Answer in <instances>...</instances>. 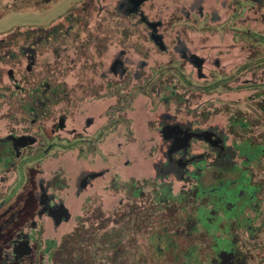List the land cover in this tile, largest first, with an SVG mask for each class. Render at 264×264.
<instances>
[{
    "label": "flooded vegetation",
    "instance_id": "af4514ba",
    "mask_svg": "<svg viewBox=\"0 0 264 264\" xmlns=\"http://www.w3.org/2000/svg\"><path fill=\"white\" fill-rule=\"evenodd\" d=\"M85 1L75 4L70 13L76 12L82 4L83 11L94 6L92 0ZM252 1L260 5L264 3L263 0ZM151 2L152 0H121L118 9L125 12L126 17L122 25L124 28L117 26L113 36H108L103 26L98 25L95 31L99 37L92 35L90 38L87 36L88 39L83 38L85 26L91 30L90 22L88 19L81 22V18L77 19L76 16L71 20L70 17L74 14L63 16L47 27L41 26L45 28L44 33L32 35L30 42L25 41L26 31L20 27L0 34V41L7 43L13 31L19 28L21 33L19 38L13 40L12 49L16 57L2 55L0 58V120H6L9 116L3 112L6 101L17 104L19 99L17 107L22 114L13 119L16 121L26 117L24 122H28L36 132L34 136L0 135V148L9 147V155L12 156L9 162H6V156L0 159V170L5 173L19 171L23 178L29 164L46 161L42 164L43 170L36 171L37 176L41 175L43 180L49 182L45 186L40 185L39 216L50 218L57 226L70 222V210L62 202V197L71 187L68 173L63 168L47 173V164L72 158L76 163L87 161L96 165V160L101 156L108 161L111 150V147L106 149L108 139L121 126L127 128L126 143L136 141L132 115L137 103L141 101L152 116L147 120V137L148 154L153 160V176L121 180L117 175L106 188L107 195L115 198L113 208H104V196L99 193L86 198L80 215L63 238L74 232L81 221L87 219H110L106 230H118L114 228L113 222L126 212L132 224L128 237L129 252L126 255L129 257V264H150L151 256L156 255L157 250L160 251L157 260L163 264L169 257L166 256L165 248H180L179 242H164L166 230L169 228L170 233L174 234V223L180 217L178 214H183V206L190 205L195 208L200 203L205 208L202 211L203 218L211 225L216 223L217 227L212 226L213 229L218 228L224 233V237L231 239L234 244L219 264H244L240 256L248 249L247 245L254 244L255 240L259 243L263 241L261 233H264V150L261 149L264 148V119L261 117L264 104L261 106V116H257L259 124L257 118L253 121L244 118L241 110L232 112L226 133L213 125L202 128L203 125L199 121L201 116L192 117L199 122L195 126L197 122L194 120L181 122L180 115L165 114L167 109L183 114L188 107L189 104L184 102L182 93L186 88L181 84L187 85L191 91H197L202 96L208 94L203 92L204 88L195 87L177 63L165 68L154 67L148 72L147 60L151 54H141L140 43L146 46L151 42L159 49L160 54H167L170 47L166 40L174 37L177 53L182 56L183 61H187L197 70H202L205 59L190 53L189 48L182 44L180 34L167 38L160 32L172 18L152 17L151 13L147 12ZM177 20L182 21V18ZM174 23H171V29ZM36 28L33 27L32 30L36 31ZM92 32L94 31L91 30ZM116 35L119 40L113 41L112 38ZM261 39L264 40V37ZM3 51L7 52L6 47ZM132 57L141 61L137 70L131 69L128 64L127 59ZM108 59L110 63L106 65L105 61ZM220 66L217 61L216 67ZM6 75L14 84L6 82ZM18 92L22 95L24 92L25 97H17L15 93ZM99 100L107 101V108L96 118L86 115L81 121L78 117L80 103H94ZM158 103L160 105L157 106ZM56 117L60 118L58 129H71V136H63L62 140L58 141L59 138H55L57 136L48 134L49 140H45V125L53 122ZM97 119L101 123L92 131ZM18 123L22 127L20 124L23 121L19 120ZM154 147L163 160L155 159L157 153L154 152ZM29 148L34 149L32 151L35 154L24 158V153H27ZM196 148L201 151L196 152ZM51 155L54 157H50ZM122 163L133 165L134 161L123 160ZM87 168L82 170L78 177L77 187L80 193L93 186V181L105 173L116 172L107 165ZM254 171H258L257 177L254 176ZM243 176L248 180L247 183L243 182ZM171 177L183 184L176 194L166 184ZM23 179L19 185L23 184ZM248 186L254 189L252 193L248 192L251 190ZM17 189L9 199L16 195ZM22 196L20 195L19 202L25 201V195ZM192 202L194 205L190 204ZM2 205L4 206L1 204L0 208ZM62 209L66 211L68 218L64 216L57 223L56 217ZM135 214L144 216L134 219ZM151 215L152 222L150 219L147 221L145 216L151 218ZM194 216H197L196 213ZM28 235L15 241L14 253L20 242L32 244L33 238ZM247 236H253L254 241L247 243ZM116 250L117 248L111 251L110 256L108 252L102 256L117 264L119 261L114 259ZM33 252L34 250L30 255Z\"/></svg>",
    "mask_w": 264,
    "mask_h": 264
},
{
    "label": "rangeland",
    "instance_id": "374dc122",
    "mask_svg": "<svg viewBox=\"0 0 264 264\" xmlns=\"http://www.w3.org/2000/svg\"><path fill=\"white\" fill-rule=\"evenodd\" d=\"M82 1L1 0L0 34L10 32L17 27L23 28L26 32L29 27H47L57 19L66 15L69 17L72 14L74 15L70 17L71 20L76 16L77 19L81 18V22L87 19L90 22L89 26L94 32L91 33V30L85 26V31L82 32V37L85 39L87 36L88 38L92 35L100 36L95 31L98 25L103 26L108 36L116 34L115 29L117 26L124 28L122 25L123 19L126 17L125 12L118 9L121 0H92L94 6L90 9L87 8L88 10L83 11L84 4H82L76 12L70 13L73 6ZM156 6L158 7L156 8ZM147 8V12L151 13V16L156 19L172 18L170 22L165 20L168 23H166L164 28L160 29L163 35L168 38L171 35L180 34L182 44H185L187 49L189 48L190 53L205 59V65L202 70H197L187 61H183L182 56L177 53V43L174 37L166 40L170 47V51L167 54H160L159 49L151 42H148L146 46L140 43L139 52L145 56H149V52L151 54L150 59L147 60L148 66L146 70L148 72L150 69L152 71L154 67L165 68L167 65L172 66L177 63L184 70L189 81L195 87L204 88V91H202L208 94L202 96L197 91H191L187 85L181 84L182 87L186 88L182 93L184 94V102L187 105L189 104L188 107L185 112L183 111V114H177L175 111L168 109L165 114L180 115L179 119L181 122L194 120L197 122L195 126L199 122L193 119L195 118L194 116H201L202 118L199 121L203 125L202 128L213 125L223 132L227 130L230 115L235 110H241L244 118L249 121H253L256 118L258 121L257 116H261V106L264 104V40L261 39V37H264V3L260 5L252 0H152ZM159 8L161 10H158ZM165 14L167 15L164 16ZM178 18H182V21H176ZM171 23H174L172 29L170 28ZM145 33L147 34V31ZM112 40H119V36L116 35ZM127 60L133 70H137L141 65H138L141 61L137 57ZM217 61L221 65L219 68L216 67ZM105 62L108 65L110 60L108 59ZM18 72L20 73V70ZM11 81L6 75V82L14 84ZM22 93L23 95L20 92L15 94L23 99L25 93ZM18 100L17 104L6 101L4 105L3 112L9 116L6 120H0V135L2 137L11 134L13 136H34L36 134L35 129L28 122H24L26 117L19 119L23 121L20 125L24 129L19 126V120L16 119L15 121L13 119L22 114L17 107ZM158 105L160 104L158 103ZM107 106L108 102L102 100L94 103L81 102L78 108V117H80L81 121L86 115H92L96 118ZM151 117L150 113L143 107V103L139 101L132 115L136 141L130 144L129 142L126 143L127 128L121 126L108 139L106 149L111 147L108 161L101 156L96 160V165L87 161L76 163L72 158H64L47 164V173L63 168L69 176L71 187L68 193L62 197V202L68 206L72 219L63 225L57 226L50 218L39 216V211L41 210L40 185L44 184L45 186L49 182L43 180L41 175L37 176L36 171L43 170L42 164L46 161L29 164L26 168L24 179L20 176L19 171L16 173H11L10 171L5 173L0 170V205L4 204L0 208V264H51L50 254L55 249L54 246L59 245L63 235L72 228V224L75 223L81 213L82 205L86 198L99 193L104 196V208L110 210L116 201L114 197L107 195L106 188L113 178L117 175L121 180H127L130 177H152L154 172L152 168L153 160L148 154L149 142L147 137V120ZM261 118L264 119V113ZM59 121L60 118L56 117L53 122L51 121L45 125V140L48 139V134L57 136L55 138H59L58 141L62 140L63 136H71V129L66 128L63 131L58 129ZM100 123L101 121L97 119L92 131ZM151 123L152 125L154 124V122ZM252 124L254 125L255 123L252 122ZM157 142L159 143L160 141ZM28 150H26L27 153H24V158L25 156L27 158L33 155L34 151L32 150L34 149L29 148ZM261 150H264V148ZM195 151L199 152L201 149L196 148ZM154 152L157 153L156 148ZM9 153V147L0 148V159L6 156V162L11 161L12 156ZM157 154L155 159L159 160L161 158L163 160L162 155ZM50 157H54V155ZM152 157H154L153 153ZM123 160H132L134 164L124 165L122 163ZM102 165H107L112 171L116 172L105 173L93 181V186H89L87 190L80 193L77 187L80 172L88 169L87 167ZM257 174L258 171H254L255 177H257ZM61 177L63 178V176ZM21 178L24 182L19 185L22 182ZM243 178V182L247 183L248 180L244 176ZM166 184L171 187L170 189L175 194L183 187V184L173 177L168 179ZM249 188L251 190H248V192L252 193L254 189L252 187ZM15 189L18 190L16 195L9 199ZM20 195H25V201L19 202ZM190 204L194 205L193 202ZM202 206L203 204L199 203V207L203 208ZM262 208H264V202ZM178 215L181 216L182 214ZM197 216H192L190 219L186 217L187 221L182 227L175 228L172 238L179 242L180 246H183L187 239L200 237L199 246L197 244L194 246L197 250L202 248L203 251L209 252L208 236L204 234L200 236L201 229L198 230L199 225L202 224L201 221L204 219L202 210L199 213L200 217ZM212 226L215 227L216 223ZM28 234L33 238L30 246L34 252L32 255L29 254L22 258H17L14 253V243ZM247 237V243L250 240L254 241L253 237ZM141 238L142 236L139 237V239ZM261 238L264 239V233H261ZM116 252L114 259L118 261L128 255L124 248L119 249L117 247ZM261 263L262 261L258 262V264ZM163 264L170 263L166 262Z\"/></svg>",
    "mask_w": 264,
    "mask_h": 264
},
{
    "label": "trees",
    "instance_id": "16d2710c",
    "mask_svg": "<svg viewBox=\"0 0 264 264\" xmlns=\"http://www.w3.org/2000/svg\"><path fill=\"white\" fill-rule=\"evenodd\" d=\"M32 29V27H29L25 33L27 36L25 39L26 42L31 41L32 35L35 36L37 33H44L45 31V28L43 27H37L36 31H33ZM11 34L12 35L8 37L7 43H5L4 40L0 41V58L2 55L16 57L12 47L14 46L13 40L15 41V39L19 38L21 35L19 28L16 31H13ZM4 47L7 49V52L5 53L3 51ZM25 50L26 49H23V51ZM178 210H180L179 206ZM201 210L204 211V208H199V205L195 208H191L190 205L183 206L181 211H183L184 214L176 219L174 227H182L187 221L186 217H188V219H190L192 216L196 217L194 216L195 213L198 215V217H200L201 215L199 216V213ZM100 214L102 217L104 216L103 213L100 212ZM143 216L144 215L135 214L134 219H139ZM150 217L151 218L145 216V219H147V221L150 219L152 222V215ZM109 222L110 219L101 220L99 218L81 221L74 232L66 235L59 245L54 246L55 249L50 254L51 264H113L102 255L103 253L108 252V256H110L112 253L111 251L117 247L119 249L124 248L126 249L127 253L129 252L128 237L130 236L129 231L132 224L126 212L122 215H119L118 220L113 222V226H115L114 228H118V230H106V228L109 226ZM201 223L202 224L199 225L198 230L201 229L200 236H202V234L208 236L210 251L205 252L202 250V248L197 250L194 245H198V243L201 241L200 237L197 239H193L191 237L187 239V242L183 246H180V248L176 250L165 248V252L167 253L166 256H169L166 262H169L170 264L220 263V260L228 251H230L229 248L233 247L234 244L231 239L225 238L224 233L218 230V228L213 229L212 225L208 223L207 219H203ZM168 229L164 235V242L166 244H169L170 242L177 243L176 240H173V234H171ZM212 231H214V233H212ZM232 237L233 235L231 234L230 238ZM247 247L248 249L245 250L242 256H240L241 260L244 261V264H258L259 261H262L261 264H264V239L261 241V243L255 240L254 244L247 245ZM235 253H237V251H235ZM158 255H160V251L157 250L156 255L151 256L150 264H161L160 261L157 260L159 259ZM128 259L129 257L126 256V258L124 257L123 259H120L117 264H129Z\"/></svg>",
    "mask_w": 264,
    "mask_h": 264
},
{
    "label": "water",
    "instance_id": "95a60500",
    "mask_svg": "<svg viewBox=\"0 0 264 264\" xmlns=\"http://www.w3.org/2000/svg\"><path fill=\"white\" fill-rule=\"evenodd\" d=\"M66 216V218H68V214L66 213V211H62L60 212V214L58 215V217H56L57 223H59L62 218ZM15 253L17 255V258H22L26 255H29L32 253V248L29 244V242L26 241H22L19 243L18 247L15 249Z\"/></svg>",
    "mask_w": 264,
    "mask_h": 264
}]
</instances>
